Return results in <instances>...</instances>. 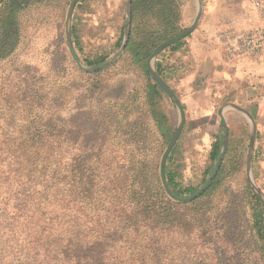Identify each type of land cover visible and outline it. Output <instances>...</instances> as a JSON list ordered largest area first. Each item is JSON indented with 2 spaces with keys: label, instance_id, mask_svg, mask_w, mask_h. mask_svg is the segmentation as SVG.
I'll use <instances>...</instances> for the list:
<instances>
[{
  "label": "trees",
  "instance_id": "trees-1",
  "mask_svg": "<svg viewBox=\"0 0 264 264\" xmlns=\"http://www.w3.org/2000/svg\"><path fill=\"white\" fill-rule=\"evenodd\" d=\"M43 1L13 0L0 25V62L12 60L20 44V10ZM131 15L125 62L145 75L144 97L98 92L92 78L102 70L76 68L77 82L17 70L0 75V264H245L213 248L247 215L245 199L264 258V204L249 183L238 208L230 197L218 213L213 204L228 174L227 155L241 160L247 150L242 132L231 138L201 196L182 203L166 194L159 155L175 129L156 105L165 90L147 61L181 31L180 0H132ZM122 41L123 35L119 46ZM156 69L166 78L158 62ZM176 146L166 178L174 194L185 196L197 188L178 180ZM221 147L218 139L212 143V162Z\"/></svg>",
  "mask_w": 264,
  "mask_h": 264
},
{
  "label": "rangeland",
  "instance_id": "rangeland-1",
  "mask_svg": "<svg viewBox=\"0 0 264 264\" xmlns=\"http://www.w3.org/2000/svg\"><path fill=\"white\" fill-rule=\"evenodd\" d=\"M71 1L44 0L34 2L20 10L18 19L21 41L12 60L0 62V75L17 70L14 74L22 72L32 75L33 73L34 77L47 76L48 79H57V76H60L77 82L79 73L76 68L81 69L69 50L66 37V18ZM11 4L13 0L0 2V25ZM180 4L182 31L193 21L197 1L180 0ZM185 13L186 15H183ZM126 17L127 0L77 1L71 17V42L85 65L93 66L87 64L85 59L94 60L103 57L105 61H108L117 53L121 46H119L120 39L122 35L124 37ZM172 50L167 47L157 55L155 68L158 62L163 68L166 77L164 79L181 100L186 98V94L178 87L179 75L176 71V63L171 60ZM125 57L124 53L114 65L103 69V72L92 80L99 86L98 92L101 90L110 93L132 92L138 94L139 98L144 97L145 75L139 68L127 64ZM155 102L168 115L171 126L176 130L179 123V111L174 100L165 91L155 99ZM149 124L155 127L153 120L149 119ZM236 133H241V130H236ZM216 137L220 143H223V133L218 123L212 125L207 121L185 124L176 142L172 164L179 172L178 180L183 187L193 186L198 190L212 173L216 161L212 162L209 154ZM166 146V143L161 145L159 164ZM234 154L235 152H230L227 155L225 170L228 174L225 177L224 187L214 196L213 204L217 213L222 210L224 200H228L229 197L238 208L240 192L244 191L246 184L249 183L247 150L242 154L241 160L234 159ZM256 173L257 175L253 171L254 181L264 193V169L261 168ZM242 204L247 206V215L238 220L235 231L230 230L233 236L229 235L226 229V235L221 236V242L213 248L219 255L237 256L239 262L244 259L245 264H264L260 244L250 230L248 220L250 203L248 199H245Z\"/></svg>",
  "mask_w": 264,
  "mask_h": 264
},
{
  "label": "crops",
  "instance_id": "crops-1",
  "mask_svg": "<svg viewBox=\"0 0 264 264\" xmlns=\"http://www.w3.org/2000/svg\"><path fill=\"white\" fill-rule=\"evenodd\" d=\"M262 23L264 12L251 0H204L199 26L171 51L178 87L186 94L181 99L187 114L185 124L208 121L218 123L221 129L218 110L228 106L225 117L229 143L232 137H239L236 130L240 129L248 154L251 120L230 105L251 115L256 127L252 158L255 175L264 169V56H236L227 49L225 40L231 30H246Z\"/></svg>",
  "mask_w": 264,
  "mask_h": 264
},
{
  "label": "water",
  "instance_id": "water-1",
  "mask_svg": "<svg viewBox=\"0 0 264 264\" xmlns=\"http://www.w3.org/2000/svg\"><path fill=\"white\" fill-rule=\"evenodd\" d=\"M1 1L2 0H0V2ZM77 1L78 0H72L71 1L70 6H69V10L67 13V18H66L67 43H68L69 50H70L75 62L77 63L78 67L81 70H83L84 72H95V71L103 70L105 68H108V67L114 65L122 57V55L126 51L127 43H128L129 36H130V29H131L132 0H127L126 25H125L123 41H122V44H121L119 50L108 61H105V62L100 63L98 65H93V66L85 65L82 62V60L80 59V57L77 55L76 51L74 50L73 44L71 42V17H72V13H73V10H74V7H75ZM196 1H197V10H196L195 17H194L193 21L191 22V24L188 27H186L184 30L179 32L177 35H175L169 39H166L163 42H161L159 45H157V47L153 50V52L151 53V55L149 56L148 61H147V68H148L149 73L164 88V90L169 94V96L174 100V102L177 106V109L179 111L178 126H177L174 134L172 135L170 141L168 142V144H167V146H166L165 150L163 151L162 156L160 158L159 176H160V180L162 182V185H163V188H164L166 194L171 199H173L174 201L182 202V203L192 202L193 200H195L196 198L201 196L210 187L213 179L216 177V175H217V173H218V171L222 165L223 159L225 157V154L227 152L228 145H229V130H228L227 121H226V117H225V111H226L228 106H223L218 110V114L220 116L221 131L223 133V143H222V147H221L219 156L216 160L215 167H214L212 173L207 178V180L205 181L203 186L200 189H198L196 192H194L193 194H190L189 196H177L176 194H174L172 192L171 188L168 185V181L166 178V162H167V158H168L170 152L172 151V149L175 146L181 132L183 131V128H184L185 123H186V113H185V108H184L180 98L175 93L174 89L159 74V72L155 68V60H156L157 55L162 50H164L165 48L171 46L172 44L182 40L183 38H185L186 36L191 34L199 26V23L203 17V13H204V0H196ZM230 106H233L234 108L244 112L245 114L248 115L249 119L251 120V138H250V142H249L247 162H246L247 163V173H248V178H249V184L251 185L252 189L255 191L257 196L264 203V193L256 185L254 178H253V170H252L253 148H254L255 135H256L255 123H254L251 115L247 111H245L242 108L235 106V105H230Z\"/></svg>",
  "mask_w": 264,
  "mask_h": 264
},
{
  "label": "built area",
  "instance_id": "built-area-1",
  "mask_svg": "<svg viewBox=\"0 0 264 264\" xmlns=\"http://www.w3.org/2000/svg\"><path fill=\"white\" fill-rule=\"evenodd\" d=\"M264 12V0H251ZM227 49L236 56L260 58L264 56V23L246 30H231L226 36Z\"/></svg>",
  "mask_w": 264,
  "mask_h": 264
}]
</instances>
